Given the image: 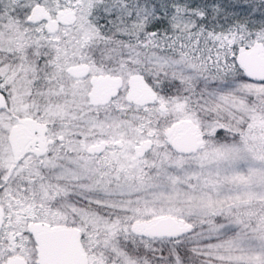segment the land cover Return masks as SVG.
Instances as JSON below:
<instances>
[{"label": "snow or ice", "instance_id": "obj_1", "mask_svg": "<svg viewBox=\"0 0 264 264\" xmlns=\"http://www.w3.org/2000/svg\"><path fill=\"white\" fill-rule=\"evenodd\" d=\"M0 264H264V0H0Z\"/></svg>", "mask_w": 264, "mask_h": 264}]
</instances>
